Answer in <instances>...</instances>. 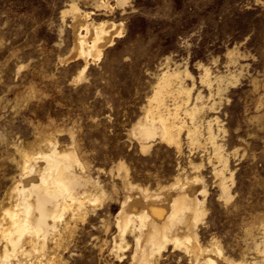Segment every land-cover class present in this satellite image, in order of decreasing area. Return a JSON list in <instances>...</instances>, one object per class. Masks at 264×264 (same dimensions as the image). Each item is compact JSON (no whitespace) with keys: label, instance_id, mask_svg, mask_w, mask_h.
<instances>
[{"label":"rangeland","instance_id":"rangeland-1","mask_svg":"<svg viewBox=\"0 0 264 264\" xmlns=\"http://www.w3.org/2000/svg\"><path fill=\"white\" fill-rule=\"evenodd\" d=\"M68 1L0 0V132L5 134L0 141V194L5 175L14 171L5 160V143L30 137L32 124L38 121L76 126L93 175L100 179L107 178L111 164L127 152L123 154L129 153L132 172L143 164L167 180L177 163L173 150L156 144L145 157L149 160L141 164L139 158L144 157L130 154L127 130L141 114L163 69L187 68L193 76L194 95L200 90L207 97L209 88L200 77L203 67H208L213 92L216 77L226 79L222 77L224 90L221 99L216 98V113L205 114L222 119L227 129L221 139L225 148L241 142L245 151L230 160L234 198L227 205L217 200L209 167L203 170L211 195L200 236L203 241L218 236L236 257L239 247L253 244L245 233L249 215L264 211V0H127L120 5L116 0H75L92 12V18L107 16L126 26L79 83L71 82V76L82 60H61L72 40L60 15ZM106 2L110 8L102 5ZM65 19L68 22L69 16ZM29 84L39 89L38 94L20 106L18 94ZM202 155L207 157L196 149L192 159L199 161ZM180 160L182 165L186 162L184 156ZM116 210L113 207L112 213ZM97 222L78 231L70 264L110 260L107 252L103 259L98 257L94 244L101 233ZM257 232L253 229L255 239L260 237ZM174 256L170 254L168 264H184Z\"/></svg>","mask_w":264,"mask_h":264},{"label":"bare ground","instance_id":"bare-ground-1","mask_svg":"<svg viewBox=\"0 0 264 264\" xmlns=\"http://www.w3.org/2000/svg\"><path fill=\"white\" fill-rule=\"evenodd\" d=\"M107 2L102 5L110 8ZM91 14L75 0L60 11L72 36L61 60H82L71 76L73 83L86 80L90 65L100 61L105 48L126 31L123 21L107 16L94 19ZM203 71L200 81L209 88L207 97L200 90L194 95L193 76L187 68L163 69L141 114L127 130L130 154L144 157L139 158L141 164L149 160L145 157L156 144L173 150L177 163L167 180L143 164L132 172L129 153L123 154L127 152L111 164L107 178L94 176L76 126H57L53 120L31 123L30 137L5 143V160L14 171L5 175L0 194V264H70L78 231L95 220L101 236H95L94 245L101 259L107 252L110 260L105 264H168L170 254L184 264H264V211L249 215L245 233L253 244L237 247L236 257L218 236L206 241L200 236L211 195L203 170L209 167L217 200L227 205L234 198L230 160L244 154L241 142L225 148L221 139L227 129L222 119L205 114L216 113L224 76L216 77L213 92L210 70L203 67ZM29 85L18 94L20 106L38 94L39 89ZM64 133L67 138H60ZM4 139L0 132V141ZM196 149L207 157L194 161ZM113 207H117L114 213ZM253 229L258 239L252 237Z\"/></svg>","mask_w":264,"mask_h":264}]
</instances>
